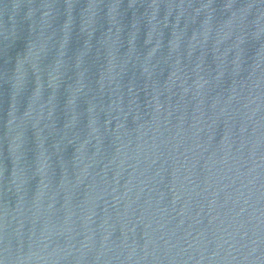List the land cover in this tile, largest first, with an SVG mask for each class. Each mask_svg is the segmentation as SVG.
<instances>
[{
    "label": "water",
    "instance_id": "water-1",
    "mask_svg": "<svg viewBox=\"0 0 264 264\" xmlns=\"http://www.w3.org/2000/svg\"><path fill=\"white\" fill-rule=\"evenodd\" d=\"M0 264H264V0H0Z\"/></svg>",
    "mask_w": 264,
    "mask_h": 264
}]
</instances>
